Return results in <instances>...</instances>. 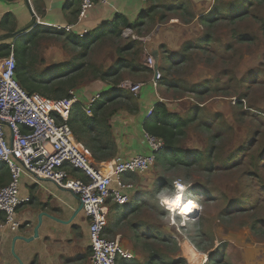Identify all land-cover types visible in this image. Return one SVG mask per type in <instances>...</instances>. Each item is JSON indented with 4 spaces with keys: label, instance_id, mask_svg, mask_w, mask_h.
Returning <instances> with one entry per match:
<instances>
[{
    "label": "rangeland",
    "instance_id": "1",
    "mask_svg": "<svg viewBox=\"0 0 264 264\" xmlns=\"http://www.w3.org/2000/svg\"><path fill=\"white\" fill-rule=\"evenodd\" d=\"M149 1L156 6L153 19H147L142 28L91 42L85 55L78 43L39 26L32 42L22 47L23 73L34 77L46 73L50 78L69 72L68 77L53 83L60 82L66 93L86 85L80 94L83 93L81 101L87 103L89 95L107 91L108 84L116 86L124 80L135 83L141 79L123 64L134 62L137 53L143 61L142 52H150L154 35L151 30L156 23L192 24L189 28L193 30L181 36L184 43L178 52L160 51L166 54L160 57V64L156 59L160 84L164 85L157 88L171 112L185 118L190 112L199 111L174 145L186 151L208 152V156L201 164L190 167L155 161L148 171L155 184L144 189L149 191H143L146 198L141 206L133 212L127 211V205L121 206L118 215L122 221L107 217L110 222H120L123 231L132 229L134 246L148 255V262L185 264L179 246L184 236L206 255L205 264H264V1L255 3L243 18L230 21L220 17L211 25L200 23L201 16L209 18L214 15L215 4L221 2L225 8L234 0ZM170 4H182L183 8H165ZM78 29L73 28V32L84 44L85 38ZM206 33L210 35L208 43L202 41ZM146 36L148 41L139 39ZM189 38L194 41L188 42L189 48L184 51ZM128 44H133V49L123 51ZM182 54L184 59L178 62ZM65 63H78L80 69L70 72L60 66ZM117 66L120 68L116 76H103ZM67 97L68 93L63 98ZM46 105L65 112L61 104ZM157 179L167 184L157 185ZM176 180L191 185L186 187L194 198L191 200L196 203L199 198L196 213L185 221L180 214L162 208L156 199L161 190L171 194ZM180 258L184 262L175 263Z\"/></svg>",
    "mask_w": 264,
    "mask_h": 264
},
{
    "label": "crops",
    "instance_id": "2",
    "mask_svg": "<svg viewBox=\"0 0 264 264\" xmlns=\"http://www.w3.org/2000/svg\"><path fill=\"white\" fill-rule=\"evenodd\" d=\"M28 2L37 18V22H39L37 26L57 31L62 30L57 29L58 26L75 25L74 29L79 27L80 34H83L84 30L87 31L86 33L94 31L104 23L110 22L116 14L123 15L130 24H134L138 20L146 22V18L140 19V14L150 6L149 0H108L107 3L95 4L87 11L86 16L79 21L80 0H28ZM29 19L30 14L26 0H0V24L4 22L3 27L0 26V31H15L24 26ZM190 25L192 24L184 25L181 22H168L165 25L156 23V26L151 30L154 35L150 53L154 55L159 64L160 57L165 54H161L160 51L178 52L180 50L182 43H184L181 42L183 38L181 36L185 35L187 30H193L189 28ZM131 29L125 27L121 32ZM28 33L13 39L14 42L11 44H13L14 51L15 49L21 50L20 48L25 45V38L23 37ZM73 34L79 36L75 32ZM186 41L193 42L194 40L189 38ZM16 43L19 44L18 47H15ZM137 61L143 65L141 56ZM17 62H21V53L17 56ZM130 72L135 77L141 76V79H137L139 81L135 82L143 84L139 92L134 94L122 84L115 86L107 83L109 89L98 92L100 98L94 102L103 103L96 110L95 116H93L92 111L90 114L83 111L86 103L81 101L83 93L80 94V92H84L86 85L74 89L79 95L80 101L78 103L81 111L84 115L94 118L92 126L83 127L79 122L81 115H77L76 120L78 122L73 124V128L71 127L74 138L89 156L92 165L104 172L110 170L116 159H127L137 154L149 153L143 139L144 130L142 127L146 112L150 108L153 109L154 105L159 102L164 103L168 109L157 88L158 85L163 86L164 84L162 85L159 82L154 88L150 83L152 73L147 69L140 72ZM49 75H53V73L49 72ZM93 95H89L88 100ZM37 96L42 98L39 99L41 104L57 103L63 105L64 111L67 108V105L64 106V102L50 101L39 95ZM53 109L61 110L57 107ZM168 111L171 112L169 109ZM172 113L177 114L176 112ZM148 171L143 174L124 176L126 180L134 185L130 194L135 205L146 198L143 193L144 189L150 188L153 183L155 184L152 176L148 175ZM76 174H79V172ZM9 178L10 174L7 166L0 163V187L6 185ZM146 191L149 190L144 192ZM19 193L22 196H29L30 200L28 203L20 205L16 210V220L20 224L19 230L12 232L7 228H0V264H90L91 249L88 238V219L82 213V210L74 215V211L79 204L78 198L71 192L58 188L50 181L40 180L34 182L27 176L21 178ZM135 199L137 203L134 202ZM133 203L127 206L131 207ZM121 206L108 201L105 205L106 215L117 217L114 219L117 220L119 218L118 209ZM41 212L44 215L41 217L38 236L30 242L21 240L13 242V237L23 230L28 234H32L38 220V214ZM54 218L69 221L62 223ZM119 219V221L124 220ZM107 220L109 224L107 223L104 235L109 239L118 240L122 248L132 254L131 258H123L122 262L119 263H147L148 255L134 246L132 229L123 231L120 222H110L108 217ZM120 258H118V261ZM149 262L155 264L156 261Z\"/></svg>",
    "mask_w": 264,
    "mask_h": 264
},
{
    "label": "built area",
    "instance_id": "3",
    "mask_svg": "<svg viewBox=\"0 0 264 264\" xmlns=\"http://www.w3.org/2000/svg\"><path fill=\"white\" fill-rule=\"evenodd\" d=\"M107 2L108 0H80L79 21L95 4ZM74 27L75 25L58 26L57 29L72 32ZM86 32L84 30L83 34ZM139 39L148 41L150 38L146 36ZM142 53L143 66L152 73L150 83L155 88L161 81L157 61L150 52L144 50ZM121 84L134 94L143 85L128 80ZM67 93L68 97L60 100L67 105L65 112L45 107L36 94L28 93L17 80L15 52L13 44H10L9 53L0 59V163L7 166L10 174L8 183L0 187V228H7L12 232L20 228L16 210L30 200L29 196L19 193L21 178L27 176L34 182L47 180L58 188L71 192L81 202L82 213L88 219L90 264H118L119 257L131 258L132 254L125 251L118 240L104 235L108 223L105 205L108 201L122 206L133 202L130 191L134 185L124 176L143 174L150 170L156 161L155 153L163 147L164 142L160 137L144 131L143 139L149 153L116 159L108 172L96 168L75 140L72 128L67 123L71 106L79 101L75 90L70 89ZM99 98V93L91 96L83 111L90 114L93 103ZM151 111V108L148 109L145 117ZM177 181L180 180L174 181V190ZM186 193L187 188L184 198L192 197ZM196 209L197 207L192 209L190 215L180 214L182 219L185 221L194 216ZM174 213L176 212H172ZM179 246L183 249L185 264L206 263V255L200 253L186 237L183 236Z\"/></svg>",
    "mask_w": 264,
    "mask_h": 264
},
{
    "label": "trees",
    "instance_id": "4",
    "mask_svg": "<svg viewBox=\"0 0 264 264\" xmlns=\"http://www.w3.org/2000/svg\"><path fill=\"white\" fill-rule=\"evenodd\" d=\"M263 1L264 0H234L231 3L229 2L225 8H224L225 5H221V2L217 3L212 9L214 15L209 18L207 16H201L200 23L211 25L215 23L220 17L227 18L230 21H235L237 19L246 16L250 12V9L255 3L260 4ZM155 8L156 6L154 4H150L148 9L140 14V19L143 18H146L148 20L150 18L153 19V11L155 10ZM165 8L168 9L183 8V6L182 4H170V5H166ZM145 23L146 22L143 20H138L136 23L130 24L123 15L116 14L109 23H104L100 27L96 28L94 31L83 35L82 37L85 38L84 44L79 43L77 40V36L73 33L66 34L63 30H57L53 32L57 33L58 35L65 36L64 38L70 40L71 42H74L76 44L78 43L79 45H81V47L83 48V55H85V50L87 49L88 45L91 42L93 41L98 42L101 38L106 36H120L123 28L128 27L134 29L143 26ZM3 25L4 22H1L0 26L3 27ZM38 27L39 26H36L33 30H31L30 33H28L26 36L23 37L25 38V45H28L35 38V36L38 33L37 31ZM240 37L242 40L246 39L245 36H240ZM202 41L208 43L210 41V35L206 33ZM189 45L190 43L188 42L185 43L183 46V50L184 51L187 50L189 48ZM133 47H134L133 44H128L125 46V49L123 51L132 50ZM24 49L25 47L19 51L17 49H15L14 51L16 58V77L20 86H22L28 93L31 94L36 93L39 96L48 100L64 99L63 97L67 95L65 88L62 87V84L60 82L53 83V80L68 77L69 74L68 71L70 70H71L70 72L77 71L78 69H80V67H78L80 64L76 63L73 66L69 63L61 64L60 65L61 67L65 66L66 68H68L67 71L68 74L67 73L56 74L50 78H48V75L46 73H41L37 77L31 75L28 76L25 75V73H23V67H24L23 64H21V62H17L18 54L23 52ZM9 51H10V44L2 42L0 44V57L6 56L9 53ZM183 57L184 55L182 54L178 62L183 61L184 59ZM138 58H139V53L135 55L134 62H126L125 64H123L125 65L124 67H126L130 71L140 72L145 70L146 68L140 63H138L137 61ZM117 67L111 68L112 71L110 73H107V71L104 72L103 76L104 77L116 76L119 72L120 66L118 68ZM243 85H245L244 82ZM102 104L103 103H99V104L94 103V105L91 107L93 116H95L96 110L99 107H101ZM198 113L199 111L194 110L190 112L187 117L183 118L178 114L169 112L164 103L159 102L154 105V108L152 109L151 113L147 117H145L142 127L144 131L152 135H155L157 137H160L164 142L163 147L155 153L156 163H167V162L170 164L177 163L186 167H190L194 164H201L203 162L205 156H208V152L207 154H204L203 152H200L198 150L186 151L174 145L177 136H179L181 132L185 129V127L188 126V123L192 118V116ZM79 114L81 115L79 122L83 127L92 126V123L94 122V118L84 115V113L81 111L80 104L76 102L71 106L69 111V116L67 119V123L72 128H73V124L78 122L76 120V116ZM203 165L205 167L204 163ZM156 183L157 185L160 186H164L167 184L164 181L162 182L161 179H157ZM186 195L187 196L189 195L188 192L186 193ZM150 198L152 197L150 196ZM188 199H191V197L184 198L185 201H187ZM195 201L197 203V201H199V198H196ZM141 203L142 202L140 203L138 202L135 206H131V207L128 206L127 211L129 212L136 211L138 207L141 206L140 205ZM121 260H123V258H120L118 264H122L119 263ZM183 262H184L183 258H180L175 263H183ZM145 264H150V262H147ZM159 264H170V263L164 260H160Z\"/></svg>",
    "mask_w": 264,
    "mask_h": 264
},
{
    "label": "water",
    "instance_id": "5",
    "mask_svg": "<svg viewBox=\"0 0 264 264\" xmlns=\"http://www.w3.org/2000/svg\"><path fill=\"white\" fill-rule=\"evenodd\" d=\"M26 5H27V8H28V12L30 14L29 21L24 26L16 29L15 31L5 32V33L0 34V43L1 42H5L6 40L14 39V38H17V37H19L21 35H24V34L28 33L31 29L35 28L39 24V22H37V18L35 16L34 12L32 11V9H31V7L29 5L28 0H26ZM81 208H82V205H81V202H79L77 208L74 211V215L77 214L81 210ZM43 215H44L43 212L38 214V220H37V223H36V225L34 226V228L32 230V234H28V232L23 230L20 233H17L13 237V242L16 241V240H21V241H24V242H30L34 238H36L38 236V228L40 226L41 217ZM54 219L56 221H59V222H62V223H67L69 221V220H61V219H58V218H54ZM12 253L14 254L13 249H12Z\"/></svg>",
    "mask_w": 264,
    "mask_h": 264
},
{
    "label": "clouds",
    "instance_id": "6",
    "mask_svg": "<svg viewBox=\"0 0 264 264\" xmlns=\"http://www.w3.org/2000/svg\"><path fill=\"white\" fill-rule=\"evenodd\" d=\"M186 187H191V185H184L180 181H177L175 183V190L171 194L164 189L157 194L156 199L159 204L165 207L169 212L186 214L197 207L193 200H184V191Z\"/></svg>",
    "mask_w": 264,
    "mask_h": 264
},
{
    "label": "bare ground",
    "instance_id": "7",
    "mask_svg": "<svg viewBox=\"0 0 264 264\" xmlns=\"http://www.w3.org/2000/svg\"><path fill=\"white\" fill-rule=\"evenodd\" d=\"M99 36V35H98ZM43 105V104H42ZM45 107L49 108V109H53L55 106H47V105H44ZM191 211L186 213L187 215H190ZM194 256L196 257L197 255L195 253H193ZM197 258H199V256H197Z\"/></svg>",
    "mask_w": 264,
    "mask_h": 264
}]
</instances>
